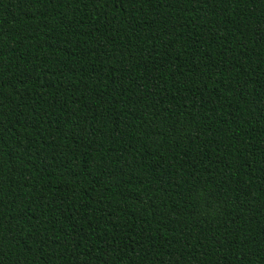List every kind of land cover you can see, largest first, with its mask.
Wrapping results in <instances>:
<instances>
[{"label": "trees", "instance_id": "obj_1", "mask_svg": "<svg viewBox=\"0 0 264 264\" xmlns=\"http://www.w3.org/2000/svg\"><path fill=\"white\" fill-rule=\"evenodd\" d=\"M0 264H264V0H0Z\"/></svg>", "mask_w": 264, "mask_h": 264}]
</instances>
